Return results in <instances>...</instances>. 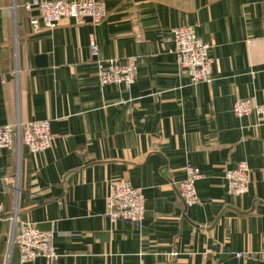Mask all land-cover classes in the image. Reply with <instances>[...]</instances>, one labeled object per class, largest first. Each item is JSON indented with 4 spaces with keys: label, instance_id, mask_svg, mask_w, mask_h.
<instances>
[{
    "label": "crops",
    "instance_id": "0c3cea01",
    "mask_svg": "<svg viewBox=\"0 0 264 264\" xmlns=\"http://www.w3.org/2000/svg\"><path fill=\"white\" fill-rule=\"evenodd\" d=\"M26 1L1 0L0 124L48 119L55 141L0 149V264H264V122L233 109L264 102V0H102L99 24L38 31ZM186 24L212 44L209 82L178 67L172 30ZM132 56L131 86L100 84V62ZM242 161L251 182L234 195L225 172ZM188 165L201 172L191 207L176 187ZM122 179L145 196L142 226L107 215ZM14 211L53 232L55 259L21 261Z\"/></svg>",
    "mask_w": 264,
    "mask_h": 264
},
{
    "label": "built area",
    "instance_id": "2783aa9c",
    "mask_svg": "<svg viewBox=\"0 0 264 264\" xmlns=\"http://www.w3.org/2000/svg\"><path fill=\"white\" fill-rule=\"evenodd\" d=\"M24 7L38 9V15L31 18L32 28L35 31L43 28L56 27L63 18H74L79 24L88 20L96 24L101 23L107 16L105 2L102 0H29ZM15 8V7H14ZM3 9L0 0V12ZM174 52L180 71H185L194 83L211 81L214 57L210 55L211 42L197 33L195 26L186 24L173 28ZM91 52L98 55L96 39L91 41ZM17 74V69L14 70ZM138 66L136 56L126 62L109 59L107 64H99V80L102 86L110 83L131 86L137 79ZM234 112L238 116L256 113L264 122V102H256L252 98H239L234 102ZM55 136L51 131L48 119L23 121L20 118L14 123L0 124V149L14 150L19 156L23 145H27L32 152L46 150L54 144ZM229 192L234 195H244L251 182L250 167L246 161L236 167L226 169ZM18 170L15 178L17 192L20 191ZM201 177L200 169L194 165L186 167V177L176 183L179 194L185 205L191 207L199 202L196 182ZM108 201V216L112 221L125 220L134 225L142 226L145 218V196L143 192L133 186L126 179L111 183ZM4 211L0 202V217ZM13 221L12 243L16 244L21 252V261H34L39 257L53 260L58 252L53 242V232L42 230L30 223H20L17 211L11 216ZM175 254V253H174ZM244 252H237L242 256ZM6 264H9L8 262Z\"/></svg>",
    "mask_w": 264,
    "mask_h": 264
}]
</instances>
